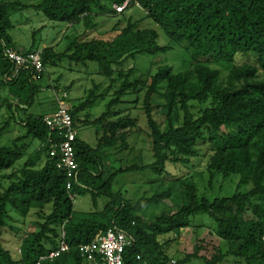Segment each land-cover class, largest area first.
Returning a JSON list of instances; mask_svg holds the SVG:
<instances>
[{
    "label": "trees",
    "instance_id": "obj_1",
    "mask_svg": "<svg viewBox=\"0 0 264 264\" xmlns=\"http://www.w3.org/2000/svg\"><path fill=\"white\" fill-rule=\"evenodd\" d=\"M30 1L25 5L22 0H0V114L5 109L10 115L8 126L24 111L20 124L27 131L12 145L0 147V264H36L42 258L41 264H89L80 247L114 227L135 238L124 253L125 264L192 260L220 264L229 257L264 264V0H138L146 19L193 58L183 72L163 66L154 75L139 76L124 65L138 56L168 53L173 47L159 45L157 30L140 28V21L126 17V12L117 13L114 7L126 0H41L38 5ZM26 8L72 28L83 25L87 31L97 30L94 20L99 15L120 20L112 37L83 40L75 35L61 53L53 47L40 51L35 42L28 50H18L10 35L11 18ZM6 48L24 54L41 52L44 72H22L11 79L13 64L5 57ZM64 61L86 68L95 64L98 74L110 82L104 90L94 82L85 97L70 107L77 132L83 126L102 133L94 148L77 137L79 174L71 191L59 159L50 156L58 134L46 126L45 116L28 114L41 91L36 82L44 78L49 64L56 67ZM5 89L10 92L7 98L2 94ZM68 98L63 99L69 104ZM103 103L105 111L93 118L89 111ZM137 109L145 117V127L134 113ZM140 136L149 140L154 162L124 164L119 155L131 153L130 140ZM32 140L41 143L33 152ZM202 145H210L213 152L207 167L210 188L217 178L233 176L240 178L239 187L251 188L211 201L199 196L195 177L170 178L167 165H190L200 156ZM23 159V166L17 168ZM145 172L163 178L151 187V197L134 203L121 191L114 192L121 175ZM71 194H90L94 208L101 197L109 201L102 211L77 212ZM164 201L173 207L163 206ZM143 202L162 208L161 213L148 220L141 214ZM32 212L37 216L35 229L25 233L16 257L3 243L5 231L21 233L12 225V214L26 218ZM199 215L212 219L214 234L226 243V250L217 247L207 258L198 245L191 254L171 256L172 244ZM62 241L69 251L49 259Z\"/></svg>",
    "mask_w": 264,
    "mask_h": 264
},
{
    "label": "rangeland",
    "instance_id": "obj_2",
    "mask_svg": "<svg viewBox=\"0 0 264 264\" xmlns=\"http://www.w3.org/2000/svg\"><path fill=\"white\" fill-rule=\"evenodd\" d=\"M25 5L31 4L30 0H22ZM41 0H35L33 4L38 5ZM126 17H132L135 21H140V28L154 29L160 34L158 41L160 46H171L173 49L168 53H162L155 56L142 55L135 60L127 62L123 69L134 68L137 75L156 74L158 69L163 66H171L176 73L183 72L190 68L193 58L185 50L184 46L174 44L170 41L167 35L152 21L146 19V12L133 6L126 11ZM13 28L10 31L18 50H28L35 42L36 47L42 51L45 48L53 47L57 53L64 52L69 40H72L75 35H79L83 40L92 38L108 39L113 36V28L120 18L108 17L99 15L94 22L99 26L97 30L87 31L81 26L72 28L62 22L50 21L43 12L37 11L34 8L24 9L17 12L11 18ZM121 20H124V18ZM125 23H122V27ZM34 35H36L34 41ZM69 38V39H68ZM55 64H49L46 69L44 78L36 84L41 88L40 93L36 97L34 106L29 110V115L51 116L54 115L58 108L57 95L60 100L63 99L64 93H67L70 100L69 108L72 104H78L86 95V92L93 87V83L102 84V90L110 85V82L98 74V69L95 64H88V67L82 65L71 64L68 61ZM226 74V72L224 73ZM1 84V77H0ZM59 87L60 92L55 88ZM71 88V89H66ZM3 97L7 98L10 94L9 89L3 91ZM142 97V96H141ZM69 102V101H68ZM158 102H162L159 100ZM127 107V106H126ZM142 104H138L141 108ZM105 111V104L97 106L89 111L93 118L99 117ZM135 115H139L141 125L146 126L145 117L142 112L137 109ZM10 115L5 109L0 114V147L10 146L12 142L27 134L26 128L20 124L21 120L25 119V112L20 111L19 115L11 119V123L6 126ZM78 136L91 147H96L102 133L96 128L80 126ZM134 150L131 153L119 155L118 159L123 160L124 164H152L154 162L151 147L147 137H134L130 140ZM41 143L37 140L31 142V152L39 149ZM200 156L195 157L191 164L182 167L167 165V171L170 178L181 177L183 175L193 176L197 182L199 196H206L209 200L216 198H226L233 196L238 190L247 192L251 186L239 187L240 178L233 176L229 179L217 178L213 183V187H209V174L207 167L210 157L212 156V147L210 145L200 146ZM26 159L20 161L16 167L21 168ZM163 178L145 172L140 174L121 175L114 184V192L121 191L125 198L131 199L134 203L139 202L144 196H152V186H157ZM168 180V179H167ZM108 199L101 197L98 200L97 208L93 207L92 197L90 194H80L75 199V210L77 212H90L93 210L102 211L108 203ZM163 206L172 208L173 204L170 201H164ZM141 214L148 220L152 216L159 215L162 208L156 209L141 203ZM14 219L12 225L19 228L21 233L17 234L11 230H6L3 243L5 247L18 257L20 244L25 233L35 229L34 224L37 221L36 212H32L28 217L24 218L16 214H12ZM251 217V214H248ZM191 228L184 230L178 241L171 246V256L182 257L185 254H191L195 251L198 245L202 246L201 255L212 258L217 247H221L222 251L226 250V243L219 240L214 234L216 228L215 223L206 215H199L191 219ZM169 237V236H168ZM187 264H205L199 260H192ZM220 264H245L236 258L229 257Z\"/></svg>",
    "mask_w": 264,
    "mask_h": 264
},
{
    "label": "built area",
    "instance_id": "obj_3",
    "mask_svg": "<svg viewBox=\"0 0 264 264\" xmlns=\"http://www.w3.org/2000/svg\"><path fill=\"white\" fill-rule=\"evenodd\" d=\"M134 5L140 8L138 0H126L121 5H116L114 9L117 13H125L128 7ZM5 57L13 64V75L11 79L18 78L22 72L43 73L44 66L41 52L24 54L17 50L6 48ZM64 94L63 98H66ZM58 109L54 115L46 116L44 122L46 126L58 134V139L51 142L50 156L58 158V167L66 172L68 191L72 190V181L77 180L79 167L75 155L74 144L78 137V132L74 127L73 117L70 114L68 103L57 95ZM71 200L75 202L76 196L71 194ZM135 243V238L122 229L114 227L104 236H101L87 245L80 247L81 253L87 257L89 264H125L124 253L127 248ZM70 247L62 241L59 249L49 255V259H54L64 252H68ZM42 258L38 263L41 264ZM27 264V263H22Z\"/></svg>",
    "mask_w": 264,
    "mask_h": 264
},
{
    "label": "crops",
    "instance_id": "obj_4",
    "mask_svg": "<svg viewBox=\"0 0 264 264\" xmlns=\"http://www.w3.org/2000/svg\"><path fill=\"white\" fill-rule=\"evenodd\" d=\"M74 29V28H73ZM58 109V108H57ZM48 116V115H47ZM46 117V116H45Z\"/></svg>",
    "mask_w": 264,
    "mask_h": 264
}]
</instances>
